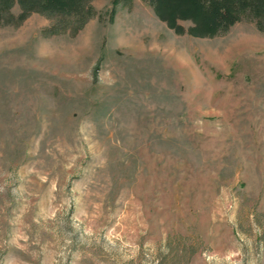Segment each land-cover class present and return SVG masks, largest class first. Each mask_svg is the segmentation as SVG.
<instances>
[{
  "label": "rangeland",
  "instance_id": "1",
  "mask_svg": "<svg viewBox=\"0 0 264 264\" xmlns=\"http://www.w3.org/2000/svg\"><path fill=\"white\" fill-rule=\"evenodd\" d=\"M78 4L0 0V264H264V9Z\"/></svg>",
  "mask_w": 264,
  "mask_h": 264
},
{
  "label": "trees",
  "instance_id": "2",
  "mask_svg": "<svg viewBox=\"0 0 264 264\" xmlns=\"http://www.w3.org/2000/svg\"><path fill=\"white\" fill-rule=\"evenodd\" d=\"M18 2L24 10L38 6L47 10L65 11L76 8L80 0H18ZM152 4L155 13L160 18L167 19L169 24H173L177 18H191L196 22L193 31L200 34L214 33L221 22L231 21L237 6L264 9V0H152Z\"/></svg>",
  "mask_w": 264,
  "mask_h": 264
}]
</instances>
